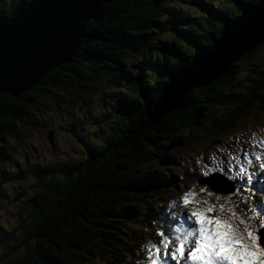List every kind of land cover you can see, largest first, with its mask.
Wrapping results in <instances>:
<instances>
[{
    "label": "trees",
    "instance_id": "obj_1",
    "mask_svg": "<svg viewBox=\"0 0 264 264\" xmlns=\"http://www.w3.org/2000/svg\"><path fill=\"white\" fill-rule=\"evenodd\" d=\"M27 1L0 0V16ZM169 1L110 0L99 5L67 62L47 70L24 92L0 94V172L11 157L9 140L20 137L21 127L15 125L23 127L20 119L29 109L40 113L38 102L50 92L79 97L82 85L109 81L120 72L117 79L128 95L112 106L114 123L101 141L79 139L81 155L75 159L20 166L19 173L30 182L17 181L19 195L28 198L19 205L21 219L7 231L9 243L0 256L19 253L5 264H128L132 231L149 221L150 204L145 202L162 200L169 189L164 171L175 164L169 155L176 158L206 146L252 108L264 113V54L247 67L259 50L264 52L263 40L207 84L190 88L178 108L143 119L166 76L206 49L222 26L254 0H190L197 12L183 17L165 14ZM128 54L138 60L123 69ZM246 68L242 88L234 79ZM222 89L243 93L231 99ZM218 104L227 112L210 119L209 108Z\"/></svg>",
    "mask_w": 264,
    "mask_h": 264
},
{
    "label": "rangeland",
    "instance_id": "obj_2",
    "mask_svg": "<svg viewBox=\"0 0 264 264\" xmlns=\"http://www.w3.org/2000/svg\"><path fill=\"white\" fill-rule=\"evenodd\" d=\"M189 2L190 0H170L164 7L165 14L183 17L185 14L189 15L196 13L197 10H195ZM161 38L168 39V35L163 34ZM262 54H264V52L259 50L255 58L248 62L247 67L259 63V60L262 59ZM137 60L136 57L128 54L122 61V68L124 69V67L135 63ZM248 73L249 70L246 68L235 77L234 81L239 82L240 86L245 85L246 82L244 78L247 77L246 75ZM125 74L126 72H122V75ZM117 78H121L120 72H114L113 78L109 81H101L99 84H84L82 85L83 95L79 97L67 96L63 92H59L58 94L50 92L51 95L38 102L39 106L42 107L40 113L29 109L20 119V123L23 127L21 125H15L16 129H18L19 126L21 127L20 137L9 140L11 142H8L7 145L11 150V157L8 162L2 164L0 172V252L2 247L9 243L7 231H9L10 228H14L21 219L19 207L21 201L28 198V194L19 195L21 186L17 181H21L25 185L30 182L28 178L19 173L20 166L22 164L35 165L38 163L75 159L81 155V144L79 143V139H81L82 142L88 140L101 141L109 132V127L114 123V117L110 116L112 106L122 94L128 97L127 93L124 94V90ZM244 87L245 86L242 88ZM221 93L226 96V98L232 99L236 98L235 96L238 97V95H241L243 90L232 92V94H226V90L222 89ZM261 95L264 96V90ZM180 101L177 105L180 104ZM227 110L228 109L221 104L210 107L208 110L209 118L213 119L220 116L224 112L226 113ZM200 113H203V111ZM262 128H264V113L252 108L248 116L242 121L239 120L234 123L225 133L215 138L213 143L208 145L205 151V153L208 154L206 163L200 156L195 158L188 156L187 161H182L184 162V166L182 167L184 172L180 170V175L185 179L184 183L180 182L179 178L175 175V168H171V180L174 181L175 187L174 190L167 195L166 200L151 205L150 209L154 210L151 212L154 224L160 222L164 218L168 219L170 213V216L173 218L174 228L179 227L181 223H183L185 227H192L190 221L186 219L191 208L187 209L180 206L181 198L184 193L191 190L195 193L201 192L204 194L205 199L203 200L207 199L209 203L215 204L217 209H219L218 206L220 204H224L228 208H234L239 218L245 219L246 221L252 219L254 220L253 224L258 225V221L263 219V213L255 217L254 215L250 216V209H252L253 204L264 205L262 194L254 193L252 198L247 191L238 190L234 192L230 191L227 196H221L217 198V200H213L206 198L205 191L198 190L194 187L195 185L193 182L201 175L198 169L205 167L210 168L207 169L206 172L214 169H218L214 171L220 172L219 167H224L223 174L229 177L230 172H228V164L231 162L236 164L238 161L243 162V160L247 159L245 157L246 153L251 155L254 154L255 148L250 146L249 143L253 138L257 139L256 137L263 131ZM48 131L51 132L52 136L51 144L47 140ZM262 153L264 154V150H262ZM164 155L166 156L167 153ZM233 157H237L238 159H233ZM260 163L261 161L256 162V165L259 166ZM255 172H257V170ZM256 182L259 183L258 178H256ZM179 183H182L181 189L178 188ZM223 186L228 190L225 184H223ZM28 188L31 189L30 186ZM246 197L248 199H246ZM174 202L177 205L176 207H172ZM240 227L243 229L242 226ZM145 235L146 237L133 243L136 254L140 255L142 258H144L146 246L152 241L151 238L154 236V231L148 230L145 232ZM174 237L175 234L173 233L172 238ZM17 253L19 252L4 257L0 256V264L11 261L15 258ZM140 262H143V260ZM98 263L99 262L95 260L87 261L83 264Z\"/></svg>",
    "mask_w": 264,
    "mask_h": 264
},
{
    "label": "water",
    "instance_id": "obj_3",
    "mask_svg": "<svg viewBox=\"0 0 264 264\" xmlns=\"http://www.w3.org/2000/svg\"><path fill=\"white\" fill-rule=\"evenodd\" d=\"M109 1L28 0L14 13L0 16V94L24 92L47 70L67 62L83 37L86 20ZM263 40L264 0H254L222 26L206 49L166 76L156 98L143 110V119L178 108L190 88L207 84ZM47 133L51 144V132Z\"/></svg>",
    "mask_w": 264,
    "mask_h": 264
},
{
    "label": "snow or ice",
    "instance_id": "obj_4",
    "mask_svg": "<svg viewBox=\"0 0 264 264\" xmlns=\"http://www.w3.org/2000/svg\"><path fill=\"white\" fill-rule=\"evenodd\" d=\"M260 146L264 150V141H260ZM255 159L261 161L259 167L264 169V155L256 154ZM247 164L251 166L252 160L247 159ZM244 173L245 167L241 166L237 175L243 179ZM247 181L251 183V175ZM182 203L185 208L191 206L186 219L194 226L181 223L175 228L174 238L162 231L159 243L146 246L147 264H264V232L258 234L255 227L238 217L234 208L220 204L217 209L208 200H198L191 190L184 193ZM176 206L174 202L172 207ZM259 227L264 228V223Z\"/></svg>",
    "mask_w": 264,
    "mask_h": 264
}]
</instances>
